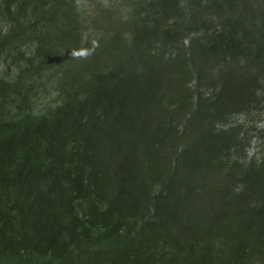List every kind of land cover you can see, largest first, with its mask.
<instances>
[{
  "label": "trees",
  "instance_id": "16d2710c",
  "mask_svg": "<svg viewBox=\"0 0 264 264\" xmlns=\"http://www.w3.org/2000/svg\"><path fill=\"white\" fill-rule=\"evenodd\" d=\"M0 264H264V0H0Z\"/></svg>",
  "mask_w": 264,
  "mask_h": 264
}]
</instances>
